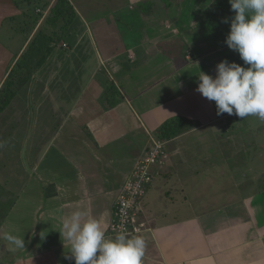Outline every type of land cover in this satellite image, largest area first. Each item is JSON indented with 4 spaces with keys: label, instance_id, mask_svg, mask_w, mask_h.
Instances as JSON below:
<instances>
[{
    "label": "crops",
    "instance_id": "1",
    "mask_svg": "<svg viewBox=\"0 0 264 264\" xmlns=\"http://www.w3.org/2000/svg\"><path fill=\"white\" fill-rule=\"evenodd\" d=\"M146 1L153 3L152 11V5L139 6ZM173 1L169 7L162 0H70L78 15L75 23L88 35L71 50L77 64L75 102L58 124L57 138L48 141L41 160L27 170L31 192L22 197L27 207L38 203L35 226L25 252L19 256L20 251L10 250L17 254L14 264H53V259L75 264L65 259L69 244L59 230L76 210L95 218L106 237L113 238L108 226L119 189L149 145L147 138L176 115L194 124L166 140L169 162L156 170L143 199L148 228L138 235L152 246L147 258L157 264H264V175L248 156L227 153L226 145L242 143H225L223 135L232 127L222 121L231 115L218 117L212 102L196 90L201 71L215 75L225 45L212 38L204 23L191 20L197 14L192 5L183 10L186 0L181 7ZM28 2L0 0V31L7 27L18 34L13 23L25 15ZM183 16L186 24L179 25L177 17ZM169 23L181 31L168 30ZM31 39L25 37L12 52L0 38V88ZM93 66L90 76H82ZM108 78L123 99L106 110L101 98ZM20 103L11 124L20 125L24 113L31 115L28 104ZM34 125L42 129L46 123ZM34 142L28 140L27 153ZM216 147L223 153L214 154Z\"/></svg>",
    "mask_w": 264,
    "mask_h": 264
},
{
    "label": "rangeland",
    "instance_id": "2",
    "mask_svg": "<svg viewBox=\"0 0 264 264\" xmlns=\"http://www.w3.org/2000/svg\"><path fill=\"white\" fill-rule=\"evenodd\" d=\"M28 4L25 10V15L17 20L13 25L17 26L20 30L17 33H13L7 27L0 31V38L2 44L11 47L12 52H16L17 47L21 42L25 40V37H34L38 31L39 26L48 13V8L42 5L40 0H28ZM163 1V0H162ZM185 0H175V4L179 7L182 6V2ZM213 0H186L183 2L184 8H188L192 5L196 13L199 14L206 10ZM185 6V7H184ZM196 7V9H195ZM182 12V14L186 15ZM182 14L179 15L182 16ZM192 15L194 22L198 21L199 24L203 23L202 15ZM150 15V14H147ZM177 17V21H180L179 25H185L187 18ZM153 20H157L156 15H153ZM152 20V19H151ZM172 22V21H171ZM150 26V25H149ZM45 25L42 27L40 37L43 33L49 34L53 29H45ZM168 30L173 29L172 32L179 33V29L176 32L175 28L171 26V23L167 24ZM60 32V31H59ZM53 37L38 40L35 43L34 52L32 57L34 61L31 67V76L26 82H21L16 93L12 95L11 102L5 108L0 118V264H14V256L16 252L10 251L8 243L3 239L4 234L12 232L21 237H24L26 245H28L29 238L34 228V221L36 213L34 209L38 203L32 202L28 205L25 204V192H31L26 187L27 170L31 169L34 164L41 160L43 151L48 149L50 144L48 141L57 138L59 128L57 126L63 121L65 113L70 109V104L75 101L71 99L76 92L73 88V81L75 78L74 67L77 65L74 63L75 51H71L73 46L77 42H84L87 40L86 28L79 23H74L67 32L61 35V32ZM172 35V33H169ZM74 38L77 39L76 42ZM81 43V44H82ZM225 48L221 50L222 55L231 49L224 44ZM224 47V46H223ZM51 48V52L48 53V49ZM82 51H79V53ZM43 58V59H42ZM43 62H41L42 60ZM94 66L82 76H90ZM64 72V76L58 74ZM103 76H107L104 73ZM77 79V78H76ZM89 78L83 80L82 83L76 86L77 91L83 88L88 82ZM33 83V84H32ZM67 92V93H66ZM69 93V94H68ZM33 94V95H32ZM31 98V99H30ZM66 98V99H65ZM30 99V100H29ZM20 102L28 104L31 110V115L26 116L25 113L21 115L23 122L18 124H11V117L15 116V110L19 107L16 106ZM212 102V106L213 101ZM64 105V106H63ZM24 111V110H23ZM20 118V117H19ZM30 121V124H29ZM45 122L48 129L42 127V129H34L35 123ZM223 123L227 127H232L225 133L224 138L228 139L225 143L237 142L235 140H242V143L237 142L235 146L233 143L226 145L227 150H234L235 154L240 153L242 156L246 155L252 160L253 165L256 166V171L259 174L264 175V121H260L257 117H246L241 119L235 115H231L227 119H223ZM33 123V124H32ZM236 127V128H234ZM240 127V128H239ZM45 129V130H44ZM72 133L71 131H68ZM77 132V131H76ZM153 137V135H152ZM151 138H147V142H151ZM34 139V148L32 153H27V142L29 139ZM175 138V137H174ZM47 140V142H45ZM251 142V143H250ZM252 144V146H251ZM50 146V145H49ZM148 146V145H147ZM172 147V143L170 148ZM32 148V147H29ZM173 148L171 149V151ZM214 154L223 153V151L216 147ZM34 174V173H33ZM23 192V194H22ZM19 197L20 203L17 200ZM15 208V209H13ZM12 209V210H11ZM142 219L143 216H141ZM141 236V235H140ZM146 242L145 236H142ZM23 250V251H22ZM26 247L18 249L17 252H25ZM153 254L152 246L146 245L145 257L142 259V264H157L147 258ZM152 256V255H151ZM54 263L58 264L55 259ZM53 263V264H54Z\"/></svg>",
    "mask_w": 264,
    "mask_h": 264
},
{
    "label": "clouds",
    "instance_id": "3",
    "mask_svg": "<svg viewBox=\"0 0 264 264\" xmlns=\"http://www.w3.org/2000/svg\"><path fill=\"white\" fill-rule=\"evenodd\" d=\"M229 3L234 15L225 43L239 53L243 64L225 59L216 65L214 76L201 71L196 90L215 101L218 115L264 121V0ZM224 22L229 23V18ZM59 232L69 244L65 259H74L75 264H142L146 247L142 236L118 232L107 238L101 224L85 211L76 210L64 218ZM3 239L12 251L26 247L24 237L12 232Z\"/></svg>",
    "mask_w": 264,
    "mask_h": 264
},
{
    "label": "trees",
    "instance_id": "4",
    "mask_svg": "<svg viewBox=\"0 0 264 264\" xmlns=\"http://www.w3.org/2000/svg\"><path fill=\"white\" fill-rule=\"evenodd\" d=\"M42 5L48 8V13L39 26L38 31L35 33L34 37L30 40L26 50L18 57L16 63L13 65L11 71L9 72L7 79L0 88V116L4 112L5 108L11 102V97L16 93V90L19 88L20 83L26 82L31 75V67L34 61L32 57V52L34 50L35 43L38 40H43L45 38L53 37L59 35L58 32H61V35L68 31V29L77 21L78 15L74 6L70 0H40ZM166 1V5L171 7L174 5V1ZM146 5H152L150 11H152L153 3L150 1L140 2L139 6L148 7ZM138 6V7H139ZM144 9V8H143ZM234 15L231 11V6L229 0H213L210 5L206 8L203 13V23L206 28L211 33V36L216 41L226 44L225 40L230 31V18ZM229 18V23L224 22V18ZM46 26L45 29L51 28L49 34L43 33L42 38L40 37L43 26ZM59 32V33H60ZM63 32V33H62ZM60 39V35H59ZM48 53L51 52V48H47ZM43 59V58H42ZM41 59V60H42ZM227 59L229 62L235 61L237 63L243 64V61L240 59L239 53L233 50L224 53L221 56V61ZM42 60L41 62H43ZM123 99V96L114 82V80L108 78L105 81V92L101 98V104L104 109L109 110L112 107L118 105ZM216 115L222 117L228 115L224 113L222 115L217 114V107L215 101H213ZM193 121L188 118L180 115H176L168 118L164 121L155 131L154 138L169 140L178 135H181L191 129Z\"/></svg>",
    "mask_w": 264,
    "mask_h": 264
},
{
    "label": "built area",
    "instance_id": "5",
    "mask_svg": "<svg viewBox=\"0 0 264 264\" xmlns=\"http://www.w3.org/2000/svg\"><path fill=\"white\" fill-rule=\"evenodd\" d=\"M176 32V29H174ZM170 159L167 141L152 137L117 194L108 226L110 236L118 232L138 235L147 230L144 218V197L153 184L156 170L165 168Z\"/></svg>",
    "mask_w": 264,
    "mask_h": 264
}]
</instances>
